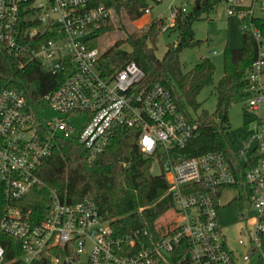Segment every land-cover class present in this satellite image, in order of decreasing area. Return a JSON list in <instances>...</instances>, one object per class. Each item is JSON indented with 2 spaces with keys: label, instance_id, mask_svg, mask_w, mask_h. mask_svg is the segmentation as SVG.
I'll list each match as a JSON object with an SVG mask.
<instances>
[{
  "label": "built area",
  "instance_id": "1",
  "mask_svg": "<svg viewBox=\"0 0 264 264\" xmlns=\"http://www.w3.org/2000/svg\"><path fill=\"white\" fill-rule=\"evenodd\" d=\"M241 1L226 0L228 15L244 17L252 5L264 2L252 0L245 10ZM112 10L101 0H0V47L18 60H36L44 72H70L35 108L17 90L0 88V231L20 247V256L6 261L0 244V264H33L44 256L51 264H171L178 247L186 248L187 264H238L218 219L221 193L234 185L250 187L246 201L254 212L245 219L246 236L238 239L246 248L240 258L257 261L264 234V38L253 26L256 57L244 75L246 138L227 153L163 163L167 193L174 201L164 235L155 239L138 230L115 235L87 196L70 203L50 189L49 207L38 221L15 204L44 185L39 166L61 140L76 139L93 159L116 127L135 128L140 152L158 160L160 152L183 148L191 139L196 125L179 111L166 87L146 83L134 61L104 65L102 51L90 46ZM174 20L170 8L161 31ZM43 108L57 115L42 119Z\"/></svg>",
  "mask_w": 264,
  "mask_h": 264
},
{
  "label": "trees",
  "instance_id": "2",
  "mask_svg": "<svg viewBox=\"0 0 264 264\" xmlns=\"http://www.w3.org/2000/svg\"><path fill=\"white\" fill-rule=\"evenodd\" d=\"M221 0H195L186 11L175 9L174 25L170 28L178 33L175 42L169 43L161 58L156 56V42L166 18H152L143 30L128 32L117 39L101 55L106 66L121 67L134 61L145 73L149 85L161 84L172 97L186 119L196 128L183 148L160 152L158 161L161 173L150 172L153 157L145 156L137 147L138 131L135 128L116 127L105 149L95 158L89 159L88 151L76 139L61 140L53 153L45 158L38 169L43 186H37L15 204L23 211L30 210V219L38 221L46 215L50 204V189L70 202L76 203L89 197L97 206L103 219L107 220L117 236L130 235L135 231L147 232L153 238L164 235L169 228L161 218L174 209V201L167 193L168 184L162 165L169 160L177 163L184 159L206 153H227L229 127L228 110L235 99L247 95L244 82L245 71L256 57V42L251 32L255 27L264 38V19L247 14L240 19L242 45L239 48L225 47L223 50V75L215 88L216 109L213 113L200 110L197 96L213 83L215 66L209 57H202L190 70L182 69L180 55L183 49L196 47L201 41L194 38L196 21L216 9ZM116 12H124L130 22L141 18L149 6L147 0H101ZM241 9L249 10V7ZM151 10V9H150ZM112 21L100 23L91 37L90 46H96L98 37L114 31ZM127 43L130 50L121 49ZM22 61V62H21ZM70 72L51 74L44 72L36 60H18L0 47V88H12L23 95L28 106L36 107L44 94L60 86ZM194 115H193V114ZM238 188L244 199L251 194L250 187ZM262 255L255 264H264V234L261 237ZM0 244L4 248L5 260L20 256L16 239L0 231ZM180 250V251H179ZM186 248L172 252L171 264H187L183 260ZM33 264H51L46 256Z\"/></svg>",
  "mask_w": 264,
  "mask_h": 264
},
{
  "label": "rangeland",
  "instance_id": "3",
  "mask_svg": "<svg viewBox=\"0 0 264 264\" xmlns=\"http://www.w3.org/2000/svg\"><path fill=\"white\" fill-rule=\"evenodd\" d=\"M248 1L244 0V3H248ZM147 4L151 9L150 12L144 13L141 18L134 22H130L124 12L118 13L113 9L110 21L114 24L115 29L98 37L96 47L103 53L108 46L113 44L117 39L124 38L128 32L145 29L152 18L169 17L171 7L184 5L187 9H190L195 4V0H160L159 2L147 0ZM251 10L255 16L264 19V2L259 1L255 3L252 5ZM227 11L228 5L224 0H221L216 9L208 17H203L196 21L193 25L194 38L200 40L201 43L196 47L183 49L180 55L184 71L190 70L202 57H209L214 63L213 83L204 87L197 96L200 110H205L208 113H213L216 109L217 98L214 87L223 75L224 48H239L242 45L241 16L239 14L228 15ZM177 36V31L172 28L161 31L156 42V56L161 58L166 50V46L169 43L175 42ZM121 49L130 50V47L125 43L121 45ZM246 102L244 98L235 99L228 110L229 127L227 129V139L233 150H236L240 146V142L246 138ZM43 109L39 110L42 119L45 117L50 119L57 115L48 108ZM150 172L153 175L161 173V165L156 158L153 159ZM219 204L218 219L221 231L228 247L238 256V264H255V258L248 261L241 260L240 257L246 248L238 244V239L246 236L245 219L250 218L254 213L249 203L243 198L241 191L231 187L222 191ZM241 215H244V218ZM168 217V215H165L161 218L160 222L167 223Z\"/></svg>",
  "mask_w": 264,
  "mask_h": 264
},
{
  "label": "crops",
  "instance_id": "4",
  "mask_svg": "<svg viewBox=\"0 0 264 264\" xmlns=\"http://www.w3.org/2000/svg\"><path fill=\"white\" fill-rule=\"evenodd\" d=\"M224 1L226 2V0H224ZM251 3H252V0H249L248 3H244V0H242L241 3H240V7L247 8V7H249L251 5Z\"/></svg>",
  "mask_w": 264,
  "mask_h": 264
}]
</instances>
